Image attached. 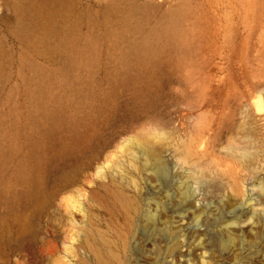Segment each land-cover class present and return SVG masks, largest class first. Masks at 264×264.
<instances>
[{
    "label": "rangeland",
    "instance_id": "rangeland-1",
    "mask_svg": "<svg viewBox=\"0 0 264 264\" xmlns=\"http://www.w3.org/2000/svg\"><path fill=\"white\" fill-rule=\"evenodd\" d=\"M260 180L264 0H0V264H264Z\"/></svg>",
    "mask_w": 264,
    "mask_h": 264
},
{
    "label": "bare ground",
    "instance_id": "bare-ground-1",
    "mask_svg": "<svg viewBox=\"0 0 264 264\" xmlns=\"http://www.w3.org/2000/svg\"><path fill=\"white\" fill-rule=\"evenodd\" d=\"M35 9H36V7H35ZM37 11L39 12V10H37ZM243 157H244V158H242V165L244 166L243 170L245 171L246 174H249L250 176L251 175L254 176L256 173V172L254 173V169L256 168L255 164L257 161V159H256L255 163L253 161V159L255 158V154H252L250 157H249V154L247 156L245 155ZM258 166H257V168H258ZM246 174L230 175L227 182H226L224 179H222L218 176L211 177L206 171L202 170V168H197V169L193 170L191 176L194 178V180L196 182L197 181L202 182V183L205 182V184H208V183L210 184V182H211V185H214L213 187L216 188L217 192L218 191L223 192L228 188L229 190H231L232 193L235 194V196L239 197V195H241V194H246V192H245L246 190H249L247 185L245 184V181H243L244 178H242L243 176L245 177ZM261 177H263V176H261ZM212 182H213V184H212ZM257 188H259L258 190H260L261 193L264 194V180L259 181V186ZM250 191L252 194L253 189H250ZM256 204L263 206L262 208L264 210V200H261L259 198L256 200ZM232 223H237V222L233 221ZM245 224H250V226H251V225H254V221L250 220L249 222H245ZM231 243H232V240L230 238L223 241V245L227 248L231 245Z\"/></svg>",
    "mask_w": 264,
    "mask_h": 264
}]
</instances>
